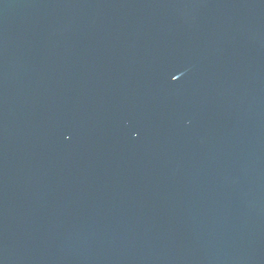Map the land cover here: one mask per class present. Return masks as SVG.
Listing matches in <instances>:
<instances>
[{
    "label": "water",
    "instance_id": "1",
    "mask_svg": "<svg viewBox=\"0 0 264 264\" xmlns=\"http://www.w3.org/2000/svg\"><path fill=\"white\" fill-rule=\"evenodd\" d=\"M0 264H264V0H0Z\"/></svg>",
    "mask_w": 264,
    "mask_h": 264
}]
</instances>
